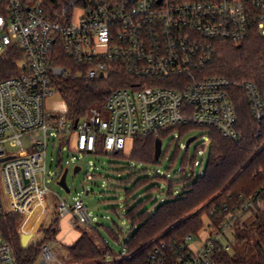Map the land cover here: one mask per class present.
<instances>
[{"label": "built area", "instance_id": "2783aa9c", "mask_svg": "<svg viewBox=\"0 0 264 264\" xmlns=\"http://www.w3.org/2000/svg\"><path fill=\"white\" fill-rule=\"evenodd\" d=\"M72 1L66 10L68 0H0V54L17 48L25 55L22 72L0 80V162L10 210L23 219L45 204L52 138L60 150L67 145L75 153H94L101 146L107 154L126 152L136 138L159 136L176 126L214 128L228 139H241L233 83L202 72L218 42H241L253 30L264 35V0ZM48 3L60 9L49 11ZM118 69L127 82L102 106L106 116L102 107L93 106L76 123L68 117V106H48L53 94L62 96L61 78L99 80ZM241 86L253 117L263 121L264 93L253 81ZM94 177L87 174L89 180ZM58 209L61 216H71L73 225L93 224L84 198L71 206L60 200ZM4 212L0 197V217ZM235 221L232 215L209 231L208 217L201 230L206 237L200 232L179 244L161 241L150 252L149 264H211L216 242ZM40 257L43 263L56 261L53 239ZM0 264H18L1 231Z\"/></svg>", "mask_w": 264, "mask_h": 264}, {"label": "trees", "instance_id": "16d2710c", "mask_svg": "<svg viewBox=\"0 0 264 264\" xmlns=\"http://www.w3.org/2000/svg\"><path fill=\"white\" fill-rule=\"evenodd\" d=\"M74 4L68 0L66 10H70ZM47 9L56 12L60 8L48 3ZM216 46L215 57L202 73L223 76L233 83L231 94L238 111L236 129L241 139L234 141L214 128H203L208 131L210 138L208 164L204 173L200 171L203 175L195 174L197 157L189 156V145L182 153V139L197 128L193 125L176 126L159 136L136 138L130 153L122 151L108 154L116 159L113 163L120 166L119 171L126 174L124 178L118 179L126 199H129L125 216L131 226L122 240L124 249L121 256L116 255L102 237L99 226L76 224L81 234L66 247L63 264L69 259L79 264H149L150 252L161 241L179 244L189 234L198 236L203 227L202 217L206 214L212 221L210 231L219 228L221 221L236 216L233 225L235 239L243 247L242 251L236 248L231 250V245L226 249L223 242H216L211 264H264V120H255L246 92L241 86L245 81H253L264 93V35L253 30L241 43L220 41ZM23 58L24 52L17 48L1 55L0 80L20 74V61ZM126 82L121 69L99 80H87L79 76L58 81L59 90L69 109L68 117L75 120L86 116L93 106L102 107L111 92L125 86ZM171 131L179 132V137L173 139L176 145L169 166V170H173L182 157L180 167L174 172L177 180L154 175L150 168L139 169L136 164L133 165V162L154 165L165 160L169 148L162 150L160 158L156 159V139L168 137ZM188 169L193 172H188ZM159 180L168 183V191L161 189ZM179 186L181 189L177 191L176 187ZM141 192L148 196L138 199ZM156 192L165 194L166 198L162 201L158 197L154 199ZM252 197L255 198L254 205L245 209V204ZM249 210H252L253 218L245 221L242 215ZM58 215L43 230V239L22 247L19 224L24 215L14 211L3 213L0 231L12 244L18 264H38L44 244L52 240L56 232ZM121 233L119 228L111 231L113 238L119 241Z\"/></svg>", "mask_w": 264, "mask_h": 264}, {"label": "rangeland", "instance_id": "374dc122", "mask_svg": "<svg viewBox=\"0 0 264 264\" xmlns=\"http://www.w3.org/2000/svg\"><path fill=\"white\" fill-rule=\"evenodd\" d=\"M7 53V51L5 53H1L0 56ZM49 105L56 110H63L67 106L64 98L57 92L50 97ZM102 111L103 115L106 116L107 110L102 107ZM207 132L208 131L203 130L202 127H197L189 131L182 139L183 153L186 148L187 140L192 136L196 137V139L189 145V156L191 158L193 156L197 157V164H195L194 166L196 175H203L204 169L208 164L209 146H207V141L209 140V137L207 135ZM178 134L179 132L177 131L173 132L168 137H161L163 140V151L169 148V152L165 160H160V163L154 165L145 164L142 162H133V165L136 164L139 169L150 168L154 172V175L160 174L161 176H167L169 179L177 180L174 172L178 167H180L182 157H180V160L177 161L176 165L174 164L175 168L173 170L170 171L169 166L171 165L170 163L176 145V143L173 142V139L177 138ZM55 140V138H52L50 140L47 154L46 182L48 184L49 191L45 195V199L47 200L49 205L48 217L45 219L43 224H41L42 226L38 227L37 225L44 215V209L40 208L39 210H37L29 219V221L24 225V233L22 235L20 234L21 244L22 238L23 240L29 239L36 227L39 228V231L34 237L33 242L41 240L45 237V233L43 230L50 226L52 220L56 217V212L59 213L57 205L59 204L60 200L66 201V203L71 206V204H73L75 200L84 198L90 214L94 218L93 224L99 226L102 237L106 242H108L110 248L115 252V254L121 256L120 253L124 249L122 240L125 238L126 234H128L129 227L131 226L130 221L125 216V212L128 208L126 204L129 202V199H126L124 188L122 184L118 182V179L124 178L126 174L119 171L120 166L118 167V165L113 163L116 161V159L108 155L101 146H99L98 151L94 153H75L69 151L67 145H64L62 150H60L61 144L58 141L57 143H55ZM25 143H28L26 139ZM198 146L200 148H198ZM1 166L2 164L0 162V197L4 211L11 212L12 210H10V201L7 194ZM76 166L81 167L77 173H75ZM66 170V180L68 186L70 187L69 192H67L58 182L62 173H64ZM201 170L203 173H200ZM188 172L191 173L193 172V170L188 169ZM89 173L94 174L95 177L90 180L87 179V174ZM159 184L161 185V189L168 191L167 182L159 180ZM179 189H181V186L176 187L177 191H179ZM138 196V199H142L146 198L148 195L141 192L140 194H138ZM157 197L159 201H162L166 198L165 194L156 192L154 193V199H156ZM252 216L253 212L252 210H249L244 215H242V219L245 221H251V219L253 218ZM202 219L204 226L208 222L207 214L204 215ZM118 228L122 231L120 235L121 241L116 240L111 235V231H116ZM234 230L235 228L233 226L225 230L221 237V242L229 244V246L231 245V250H234L236 248L239 251H242L243 247L236 241ZM200 235V238L206 237L207 231H202ZM195 240L197 241L199 240V238H196ZM65 255L66 253L64 252L61 258H63ZM42 262V257H40L38 263ZM66 264L79 263L72 259H69L67 260Z\"/></svg>", "mask_w": 264, "mask_h": 264}, {"label": "crops", "instance_id": "0c3cea01", "mask_svg": "<svg viewBox=\"0 0 264 264\" xmlns=\"http://www.w3.org/2000/svg\"><path fill=\"white\" fill-rule=\"evenodd\" d=\"M48 105H49V101H48ZM51 108H53V107H51ZM131 149H132V146H130L125 153H130ZM87 193H88V191H87ZM40 208L44 209V215L40 219V221L37 225L38 227L42 226L41 224H43L45 219L48 217L49 205H48V202L46 199H45V204H43V206L39 207L37 210H39ZM57 209H58V205H57ZM56 213L59 214L58 212H56ZM58 217L59 218H58L57 229H56L55 234L53 235V248H54V251L56 253V261L45 263V264H63L62 260H64V258L66 256H64L63 258H61V256L64 254V252L66 253V247L73 244L79 238V236L81 234V231L79 230V228H77L76 225H73L71 223V220H70L71 216L70 215L61 216L59 214ZM24 220L25 219H23L21 222H23ZM27 221H29V220H27ZM21 224L22 223H20V227H21ZM38 231H39V228L36 227L34 229L32 236L27 240L26 247L33 243V239L37 235ZM19 232L21 234L20 228H19ZM65 262H67V261H65ZM38 264H44V263L42 262V263H38Z\"/></svg>", "mask_w": 264, "mask_h": 264}, {"label": "water", "instance_id": "95a60500", "mask_svg": "<svg viewBox=\"0 0 264 264\" xmlns=\"http://www.w3.org/2000/svg\"><path fill=\"white\" fill-rule=\"evenodd\" d=\"M77 122H78V119H76V123ZM195 139H196L195 136L190 137L187 140L186 145H190V143L192 141H194ZM162 150H163V140L161 138H157L156 139V147H155V158L156 159L160 158ZM80 168H81L80 166H76L75 167V173H77L80 170ZM66 176H67V170L62 174L61 179L58 182L67 192H69L70 191V187L68 186V183H67V180H66ZM27 240L28 239L23 240V238H22V244H23L22 246L23 247H26Z\"/></svg>", "mask_w": 264, "mask_h": 264}, {"label": "bare ground", "instance_id": "6f19581e", "mask_svg": "<svg viewBox=\"0 0 264 264\" xmlns=\"http://www.w3.org/2000/svg\"><path fill=\"white\" fill-rule=\"evenodd\" d=\"M42 206H43V204L40 205V206H37L35 209H32V210L30 211L29 216H28V217L22 222L21 227H20L21 235L24 233V225H25V223L28 222L27 220H29V219L33 216V214L36 212V210H37L39 207H42Z\"/></svg>", "mask_w": 264, "mask_h": 264}]
</instances>
